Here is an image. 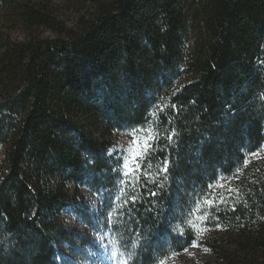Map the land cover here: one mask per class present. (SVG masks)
<instances>
[{"label": "trees", "instance_id": "trees-1", "mask_svg": "<svg viewBox=\"0 0 264 264\" xmlns=\"http://www.w3.org/2000/svg\"><path fill=\"white\" fill-rule=\"evenodd\" d=\"M105 230L142 264L199 230L264 264V0H0V264H77Z\"/></svg>", "mask_w": 264, "mask_h": 264}, {"label": "rangeland", "instance_id": "rangeland-1", "mask_svg": "<svg viewBox=\"0 0 264 264\" xmlns=\"http://www.w3.org/2000/svg\"><path fill=\"white\" fill-rule=\"evenodd\" d=\"M53 1L55 3L58 2V0ZM70 14L73 15L72 13ZM70 14H68V16H70ZM132 132L133 131L121 132L115 140L113 148L121 156V158L124 155H127V150L132 140ZM139 135L142 136V134ZM123 162L124 161L122 159V164ZM227 185L228 181L222 179L218 184L213 186V189H224ZM205 230H199L196 234V238L183 250H170L167 255L159 257L154 262L149 264H159L161 260L164 261V264H228L222 260V257L218 255L217 252L207 246L204 238L211 231ZM92 233L97 244V249L95 251L89 250L88 257L79 261L77 264H120L121 260L128 257L129 254H131L129 264H142L141 262L134 260L131 247L127 248L119 242L114 241L110 232L105 230L99 233ZM224 237L226 238V236ZM194 241L198 246H192ZM222 244L225 248H232V246L228 244V237L222 240ZM106 249L108 251H106ZM185 249H187V251H185ZM109 252L116 253L115 257L109 259Z\"/></svg>", "mask_w": 264, "mask_h": 264}, {"label": "snow or ice", "instance_id": "snow-or-ice-1", "mask_svg": "<svg viewBox=\"0 0 264 264\" xmlns=\"http://www.w3.org/2000/svg\"><path fill=\"white\" fill-rule=\"evenodd\" d=\"M139 133H143V135H139ZM172 137L169 136V141H171ZM156 140V133L152 129H134L132 132V140L130 143V146L127 150V155H124L122 157L123 159V164L121 166V175L124 177H132L136 178V173L139 171L140 173L144 175H148V173L144 172V169L140 165V160L142 158H146L147 155L153 151L154 144ZM252 155H255L253 153ZM247 163V161H245ZM168 164L169 161L165 159L163 161V166L160 169V172L167 173L168 171ZM166 178V177H165ZM121 183H130V181H125L122 180ZM211 187V185H209ZM151 195H155V193H150ZM132 201H135V197H131ZM223 202V200H221ZM127 201H125V204ZM204 203L207 204L209 207H211L214 203V200H204ZM122 207V206H121ZM201 210V205L200 201H196V208L193 209V212H199ZM206 215V214H205ZM111 216L112 214H109V222L111 223ZM191 223V222H189ZM217 227H220V225H217ZM179 235H184V230L181 228L178 232ZM192 246H198L195 241L193 242ZM106 251H108L106 249ZM187 251V249H185ZM109 259H112L115 257L116 253L114 252H109ZM131 254H129L128 257H125L124 259L121 260L120 264H129V258ZM159 264H164V261L161 260Z\"/></svg>", "mask_w": 264, "mask_h": 264}]
</instances>
